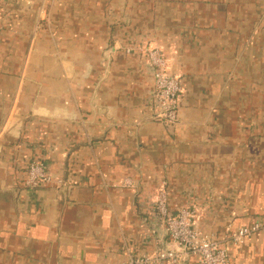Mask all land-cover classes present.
<instances>
[{
	"label": "crops",
	"instance_id": "0c3cea01",
	"mask_svg": "<svg viewBox=\"0 0 264 264\" xmlns=\"http://www.w3.org/2000/svg\"><path fill=\"white\" fill-rule=\"evenodd\" d=\"M150 49L182 83L174 127ZM32 162L51 183L27 186ZM161 191L229 264H264V229L230 240L264 224V0H0V264L179 250Z\"/></svg>",
	"mask_w": 264,
	"mask_h": 264
},
{
	"label": "built area",
	"instance_id": "2783aa9c",
	"mask_svg": "<svg viewBox=\"0 0 264 264\" xmlns=\"http://www.w3.org/2000/svg\"><path fill=\"white\" fill-rule=\"evenodd\" d=\"M146 53L154 81L156 111L153 118L167 127H174L179 122L182 83L178 77L169 72L168 63L158 50L150 49ZM51 182L52 178L44 163L30 164L26 180L28 187L37 188ZM126 184L129 185L128 181ZM156 211L165 227L166 234L179 247V250L164 249L143 256L129 254L126 264H181L190 256L197 257L199 264H229L230 256L222 243L214 237L200 234L193 228L195 216L193 210L180 209L175 215H171L167 193L161 191L158 195ZM263 229L264 224L255 223L238 229L230 240L240 244Z\"/></svg>",
	"mask_w": 264,
	"mask_h": 264
}]
</instances>
